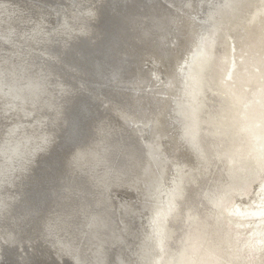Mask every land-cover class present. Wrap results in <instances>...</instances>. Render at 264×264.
Returning a JSON list of instances; mask_svg holds the SVG:
<instances>
[{"label":"bare ground","instance_id":"1","mask_svg":"<svg viewBox=\"0 0 264 264\" xmlns=\"http://www.w3.org/2000/svg\"><path fill=\"white\" fill-rule=\"evenodd\" d=\"M31 1L39 5L28 9ZM44 1L0 0V85L7 87L0 92V182L22 174L18 169L28 172L25 178L35 175L43 155L49 157L42 164L59 162L60 168L38 171L23 195L14 191L9 204L0 202V253L23 261L28 254H51L50 235L59 249L75 246L78 256L82 240L92 232L94 240L98 231L110 239L86 258L98 256L103 264H264V153L256 151L264 146V0L229 1L227 12L216 10L222 23L202 32L203 39V18L189 15L208 9L209 0H74L76 6L56 0L81 25L77 32L63 26V12L54 9L55 18L46 11ZM96 7L103 8L99 19ZM251 7L256 10L242 23ZM56 19L55 31L47 29ZM26 31L32 34L22 36ZM228 34L236 35V44L218 56L217 40ZM80 37L102 46L110 64L101 69L85 61L88 53L75 50ZM16 38L20 50L10 45ZM40 38L52 45L39 53L33 50ZM6 50L12 54L4 64ZM36 56L65 62L75 83L46 86L53 74L41 75ZM235 57L240 61L232 63ZM146 61L159 64L160 70L151 67L167 87H158L161 80L144 69ZM163 92L169 97H159ZM85 106L96 111H82ZM140 123L138 142L130 141L127 134ZM70 125L83 129L71 137ZM130 159L140 167L138 180L130 177L131 187L121 191L110 187L105 201L85 173L109 185L107 178L115 183L136 170L127 169ZM134 194L164 206L130 203ZM84 208V220L71 226L68 212ZM94 217L98 230L89 231ZM100 219L109 220L106 230Z\"/></svg>","mask_w":264,"mask_h":264},{"label":"water","instance_id":"2","mask_svg":"<svg viewBox=\"0 0 264 264\" xmlns=\"http://www.w3.org/2000/svg\"><path fill=\"white\" fill-rule=\"evenodd\" d=\"M98 7V6H97ZM96 7V13L98 14V19H99V15L101 14V11L103 10V8L101 9H98ZM93 16V15H92ZM100 21H98L99 23ZM106 23V21L104 22ZM123 23H126L123 21ZM108 25V24H107ZM82 45H80V47L76 48L75 50L78 51V50H81V51H84L86 53H88L87 55V59H85V61L89 62L90 61V65H94V66H99L101 69L105 68L107 64H110V63H107V59H108V52L106 50H103L101 47L99 46H95V45H90L88 43H85L86 41V38L84 37H80V40H82ZM176 42V40H174ZM105 43V42H104ZM45 44H47L48 46L52 45V43L49 41H47ZM107 44V43H106ZM86 45V46H85ZM91 58V59H89ZM82 94V93H81ZM81 94H78V95H81ZM77 95V96H78ZM72 108V106L70 107ZM96 108H93L92 106H85L82 108V111H93L95 110ZM96 111V110H95ZM81 112V109L78 110V113ZM76 121L78 122L79 120V115H77L76 117ZM83 129V126L82 125H77L75 128L74 126L72 127V125L69 126V135H71V137H74V134L76 130L78 131H82ZM127 136L130 137V141L134 140L136 142H138V136L137 134L134 132V130H130L129 134H127ZM128 139V138H127ZM67 141H71L70 138H67L66 142ZM72 146V145H71ZM51 148V147H50ZM49 148V149H50ZM45 151V150H44ZM57 150H53V153H55L57 156H58V159H60L61 155L60 153H56ZM52 153V154H53ZM49 156L47 155V157H45L44 155L41 157V162L39 165H37V163H34V166L36 167L37 165V168L35 170V175L37 174V172L39 171L41 174L42 171L41 170H45L46 172H49V168L52 169L54 168V170H58L60 168V163L58 162V165H54V167H49L42 164L43 162L46 163V160ZM53 160V159H52ZM48 162H52L51 159L48 161ZM88 161H86L84 164H87ZM18 164H20V162H18ZM141 164V162H140ZM139 164V166H140ZM128 166V165H126ZM130 167H134L136 168L135 171H132L131 172V175H127V174H123L121 176H118V179L116 180L115 183H111L109 182L110 180V177H109V180L107 178V181L109 183V185H107L106 183H102L103 181H95V177L93 175H89L88 172H86L85 174V178H89L91 179L92 183H93V188H97L96 190L94 191H98L101 193L102 195V192H103V196H102V199H104L105 201H108V197H107V190L110 189V187L112 189H115V188H118V187H121L124 185L125 182H131V179L130 177L132 178L134 175L135 172L137 173V171L140 169V167H137V165L135 163H133L130 159V166L127 167V169L129 170ZM88 169H91L90 167H85L84 170H88ZM9 170V169H8ZM18 171H20L22 174H19L18 173V176H9L7 177L4 181L0 182V202L2 203H5V204H9L10 202L7 201L8 200H13V192L17 191L18 193H22L23 195V190L25 191V188L29 187V186H32V182H37L35 181V179L33 178L35 175L31 176L30 178H25V174H27L28 172H24L23 169H18ZM80 171V169H78V172ZM68 172H66L67 174ZM135 173V176L137 178H139V175ZM254 173H249V178L252 179V175ZM118 175V174H117ZM120 175V174H119ZM4 176V174H3ZM83 177V179H85ZM231 181L234 182L235 180H237L235 178L234 175L231 176ZM95 181V182H93ZM105 181V180H104ZM73 182H77V180H74L73 179ZM4 183V184H3ZM132 183V182H131ZM23 189V190H22ZM3 192V193H2ZM97 200H101V197L97 198ZM111 199V202L114 203V200L115 198H110ZM18 199L16 198V201ZM96 208V207H94ZM102 209V208H101ZM87 208H84V209H80V210H73V211H70L68 212V217L67 219H70L72 220L71 222V226L75 225L76 222H80L81 220H84V215L87 213ZM103 210V209H102ZM53 210H51L52 212ZM50 212V213H51ZM105 218V217H104ZM75 220V221H74ZM101 220V219H100ZM94 222L97 221V218L94 217ZM109 221V220H108ZM108 221H105L103 219V221L101 220V223H100V226H101V230H103V228L106 230V227H108ZM98 224V225H97ZM111 224V223H110ZM86 224L83 226V228L81 229V232H80V236H82L83 234V229L85 228ZM99 226V223H91L89 225V231L91 230L92 231V228L97 227ZM104 226V227H103ZM113 229V228H112ZM98 230V229H97ZM108 232V230L106 231ZM93 233V232H92ZM88 234V237H85L84 240H82V243H81V246L77 249V254L78 256L74 255V251H75V246L74 247H67L65 249L61 248L59 249V245L60 244L58 241H57V237L53 238L51 237L50 235L47 238V241H50L51 242V245H54V247L52 246L51 247V254L49 253H38V254H28V256L25 257V260L23 261V259L21 258H18V254L17 255H13L10 253H6V252H3V253H0L1 257H0V264H80L81 261H83V257L84 256H88L90 253H94V252H97L98 249H100L101 247V244H104L105 241H109L108 239H110L108 237V235L104 234V232H98L96 231V236L97 238H95L94 240H90L89 237L91 236ZM109 233V232H108ZM72 237H74V235L72 234H65V239H70L68 243H75V239H72ZM72 239V240H71ZM78 242V241H77ZM91 242V243H90ZM79 243V242H78ZM50 245V246H51ZM55 247L57 248V252H56V249ZM32 248H30L31 250ZM98 253V252H97ZM42 257H41V256ZM98 258V259H97ZM92 262L95 263V264H102L105 262L104 259L100 258V257H94V258H91ZM97 259V260H96Z\"/></svg>","mask_w":264,"mask_h":264},{"label":"rangeland","instance_id":"3","mask_svg":"<svg viewBox=\"0 0 264 264\" xmlns=\"http://www.w3.org/2000/svg\"><path fill=\"white\" fill-rule=\"evenodd\" d=\"M22 1V0H21ZM48 1V2H47ZM68 2L70 1V2H74V0H67ZM75 1H77V2H79L78 0H75ZM211 1V2H210ZM229 1H231V0H227V1H225L224 0V2L222 1V0H219V1H215V0H209L208 2H210V4L209 3H207V1H206V3H207V5H208V9H206L205 11H203V8L201 7L200 9H198L197 11H195V13H194V16H192V15H189L190 16V18L191 19H193V20H196L197 18H199L200 20H201V18H203V20H201V22L200 23H203L204 24V27L203 28H199L200 29V31H199V34H200V38H201V36H205V34H207L206 32H208L209 30H211V28H213V27H215V30H216V28H218L219 27V25H220V23H222V21H221V14H218V12L221 10V11H223V12H227V6L229 5ZM237 1H239V0H237ZM33 1H31L30 2V4H29V7H28V9H30V8H32V7H35L37 4L39 5V3L36 1H34L33 3H32ZM54 2H56L55 3V5L53 4ZM69 2V3H70ZM220 2H222V3H220ZM35 4V5H34ZM61 4V5H60ZM74 6H76V2H74ZM220 5V7H221V9H220V7H219V5ZM228 4V5H227ZM231 4H235V0H233V2H231ZM31 5H33V6H31ZM44 5L45 6H43L44 8H45V10L47 9L48 10V12H53L54 13V15L56 16L57 15V11H59V13L62 15V12L64 13L63 14V20H64V23H63V26L65 27V28H67V29H71V27H73L74 29H75V31L77 32V31H79L80 29H81V25H77V24H75V22H74V19H73V17L71 16V15H69V14H67L66 12L67 11H69V10H65V9H63V8H67V6H65L64 4L62 5V3L61 2H59V1H54V0H45L44 1ZM209 5H210V7L212 8H210L209 7ZM213 5H215V6H213ZM222 5V6H221ZM19 6V5H18ZM50 6V7H49ZM55 6V7H54ZM217 6V7H216ZM223 6H225V8H223ZM20 7V6H19ZM213 7H214V9H213ZM247 7V6H246ZM255 7V6H254ZM254 7L252 8V9H250L249 11H248V13L246 14V16L244 17V19L243 18H241L242 19V23L243 22H245L246 23V20H247V18H249V17H251L252 16V14H253V12L256 10V9H254ZM44 8L42 9V11L44 10ZM210 8V9H209ZM219 8V9H218ZM22 9H24V8H22ZM25 9H27V8H25ZM50 9V10H49ZM54 9H56V10H54ZM59 9V10H58ZM229 9H232V6H231V8H229ZM249 9V8H248ZM46 10V11H47ZM209 10H211V11H209ZM213 10V11H212ZM216 10H219V11H216ZM208 11V12H207ZM220 11V12H221ZM56 12V13H55ZM210 12V13H209ZM215 12V13H214ZM44 14H46L45 12H43ZM52 13V14H53ZM196 13H198V15H196ZM217 13V14H216ZM60 14H58L55 18H59L60 17ZM208 16H207V15ZM217 15V16H216ZM242 15V14H241ZM244 15V14H243ZM242 15V16H243ZM196 16V17H195ZM208 17V18H207ZM212 17V20L211 19H209V18H211ZM214 17H216V18H214ZM214 18V19H213ZM208 21H207V20ZM216 19H217V22H215L216 21ZM240 19V20H241ZM205 21V22H204ZM207 21V22H206ZM57 22V19L55 20V22H53V20L52 21H49L47 24H46V28L48 29H52V27L54 26V24ZM54 23V24H53ZM95 23H98L97 21H95ZM208 23V24H207ZM25 24V23H24ZM49 25V26H48ZM53 25V26H52ZM208 25V26H207ZM213 25V26H212ZM23 26V28H25V27H27L26 25H22ZM21 26V27H22ZM210 26H212L211 28H210ZM200 27V26H199ZM242 29V27H239V29ZM205 29V30H204ZM238 29V30H239ZM50 31H55L54 29H52V30H50ZM205 33V34H203V33ZM202 33V34H201ZM216 33H218V32H216ZM215 33V34H216ZM32 34V32L31 31H26L25 33H21V35L22 36H24V37H28V36H30ZM215 36V35H214ZM229 36V37H228ZM236 37V35H234V34H228L225 38H224V36H222V38H219V40H217V42H219V48L221 49V52H219V55L218 56H220V55H222L221 53L223 52H227L228 50L226 49L227 48V46L229 45L231 48L233 47V46H231V44H236L234 41H233V38H235ZM230 38V39H229ZM201 39H203V38H201ZM215 41V37L214 38H212L211 39V41L214 43V41ZM204 42V41H203ZM14 44V45H13ZM18 44H20V45H22V43H20L19 41H18V39L16 38L15 39V41L14 42H12L10 45L14 48V46H15V49H16V46H17V48L19 49V47H18ZM38 44H39V47H36L35 48V50H33V51H35V52H41L42 50H41V48L42 49H44L46 46H45V43H44V40H41V38L38 40V43L36 44V46H38ZM215 44V43H214ZM9 45V46H10ZM41 46V47H40ZM223 46V47H222ZM20 50V49H19ZM25 54H27L26 55V57L27 58H29V59H31L32 60V57H30V55L31 54H29V53H33V52H31V51H29V50H26L25 48H24V51H23ZM215 53H218V51H216ZM10 54H12L10 51H8V50H6V52H4V54H3V56L5 57L4 59H3V61H2V63H4L5 64V62L7 61V58L8 57H10ZM234 54V53H233ZM213 55H215V54H213ZM76 56V58L78 57V58H80L77 54L75 55ZM216 56V55H215ZM28 59V60H29ZM34 60H36V61H38L39 63H40V70H41V72H44V73H41V75H43V74H48V75H52V76H50V77H52V78H48V80H47V85L46 86H49V85H51V86H57V85H55V84H63L64 86H66V85H71V84H73V83H75V81H73V78H71L70 77V75H69V73H67L66 71H68L66 68H67V64H65V62H59V61H61V60H59V59H57V58H51V57H40V56H36V57H34L33 58ZM232 60H236V61H232ZM232 63H236V62H238V61H240L237 57H235V58H232ZM14 62H16L17 64H19V62L18 61H14ZM85 62V61H84ZM195 62L196 61H194V62H192V65L189 67L190 69L192 68V66L195 64ZM153 64V68H157V69H159L160 70V66H159V64H157V63H155V61H146L145 63H144V69H147L148 71H150V74H151V72L152 73H154V76H156L155 78H157V79H155L157 82H159V80H161V84H158L159 86L158 87H160V85H162L161 86V88L162 87H167L168 86V84H167V82H166V80H164L163 78H159V76H157V72L151 67V65ZM157 64V65H156ZM32 66V63H31V61H30V63H27V62H25L24 64H21L20 65V67H27V66ZM159 66V67H158ZM149 67V68H148ZM150 68H152V69H150ZM150 69V70H149ZM190 69H188L187 70V72L188 71H190ZM5 70L6 71H8L6 68H5ZM66 70V71H65ZM153 70H154V72H153ZM255 71V70H254ZM65 73L66 75H60L59 73ZM9 73V72H8ZM56 74H58L57 76H56ZM19 76V74H17V73H15V74H13V77H18ZM159 79V80H158ZM166 82V83H164V81ZM35 82V81H34ZM157 82H156V84H157ZM162 83H164V84H162ZM18 86V85H17ZM45 87V86H44ZM80 88H82V86L81 85H78V89H80ZM92 88H94V89H106V87H103L102 85H92ZM23 89V88H22ZM78 89L76 88V89H74V93H77L78 92ZM108 89V88H107ZM110 89V88H109ZM1 90L3 91V90H5L6 92H7V87H5V85H3V84H1L0 85V92H1ZM127 92V91H126ZM160 92H161V90H160ZM167 93V92H166ZM163 94H165V92H163ZM163 94H159L160 96L159 97H164V98H168L169 96H168V94H165V95H163ZM162 95V96H161ZM2 103H3V100L2 99H0V106L2 105ZM133 124V123H132ZM131 124V126H133ZM139 125H141V126H143V124L142 123H140V124H136V126L135 127H133V129H135V128H137V129H139ZM146 128V127H145ZM137 129H135L136 130V132L135 133H137L138 132V130ZM147 129V128H146ZM148 130V129H147ZM138 134V136L140 135V132H138L137 133ZM147 135H146V137L144 136V138L146 139V138H148L149 140H147L148 142H150L151 140H150V138H149V136H148V132L146 133ZM144 135V134H143ZM168 145L169 146H171L169 143H168ZM256 151H257V153L258 154H262V153H264V146L262 145V143L261 144H258L257 146H256ZM163 156V155H162ZM161 156V159L162 160H164V161H167V157H166V155L164 154V156L162 157ZM165 158H166V160H165ZM182 169V168H181ZM186 170H187V168H185ZM132 180H135V181H137L138 180V178L136 177V176H133L132 178H131ZM133 182V181H132ZM131 183V182H130ZM130 183L129 182H125L124 183V185L123 186H121L120 188L118 187V188H115L116 190H115V192H117V191H121V190H124L125 188H128V187H131V185H130ZM128 185V186H127ZM130 185V186H129ZM129 191H131V189L129 188ZM133 191V190H132ZM133 195V194H132ZM137 195V194H136ZM134 197H135V199L134 200H130V203H131V201H132V203H135L136 201H137V199H139L138 201H139V203L137 204V205H148V203H149V205H151L152 206V201H147V200H145L146 199V197L144 196H139V195H137V196H135V194H134ZM113 199H114V197H112ZM151 202V203H150ZM154 202V201H153ZM156 204H158L159 206H164L162 203H161V201H158V202H156L155 204H153V205H156ZM90 255H88V257H89ZM87 256H84L83 257V261L85 262V261H89L91 258H89V259H87L86 258ZM92 260V259H91ZM83 261H81V263L83 262ZM107 261V260H106ZM103 264V263H102Z\"/></svg>","mask_w":264,"mask_h":264}]
</instances>
